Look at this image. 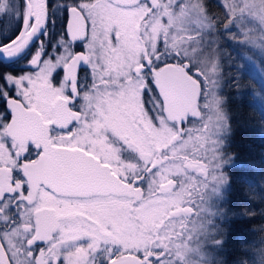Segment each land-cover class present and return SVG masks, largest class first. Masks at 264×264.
<instances>
[{
  "label": "flooded vegetation",
  "instance_id": "af4514ba",
  "mask_svg": "<svg viewBox=\"0 0 264 264\" xmlns=\"http://www.w3.org/2000/svg\"><path fill=\"white\" fill-rule=\"evenodd\" d=\"M91 1L92 3L90 2L85 5L87 7L90 6V8L92 7L93 10L97 4L96 2H108L107 0ZM94 1L95 3H93ZM155 1V4H157L158 0ZM142 3H146L145 0H142ZM18 4L19 0H14V3H10L9 0H0V7L9 12L19 10ZM112 5L113 7H119L114 4ZM63 15L62 11L55 13L54 18L56 23L54 31L57 34L63 31ZM81 17L83 21V33L80 35L83 38L85 36L86 25L85 18L83 16ZM89 19L91 20V18ZM93 28L94 25L91 24L88 29V39L85 47L78 50L73 56V64L80 59H84L86 62L90 61L89 66L91 68L90 76L87 72L81 73L80 87L85 88V86H88V88L81 93L83 98L75 105V108L79 109V111L68 107L70 100L67 96L55 93L46 102L47 107L41 111L34 107H25L23 104H19L23 108V111H20L18 126H14L8 130L9 124H7L3 129H0V196L5 191L11 192L18 190L20 183L19 176L16 179L17 188L15 189L12 188L9 180L13 176L12 170L17 167V158L22 157L28 150L27 145L31 142L35 144L37 149L43 148V151L35 159H32L30 156L29 160L20 166L30 188L28 195L24 196L21 194L20 198L27 203L19 206L20 216L15 227L10 226L4 229L3 232H0V242L4 251L5 245L7 246V252L5 251L7 258L10 253L16 264H27L31 253L25 252V249L29 244L38 245V247L33 248V251L39 253L35 264H56L57 259L61 256L64 257L65 264H84L88 258L89 249L92 247V244L97 241H102L104 238L109 243L107 245L101 243L99 246L101 248L107 246L114 252L120 251L119 248L115 247L116 245L125 248H136L155 244L156 242L164 244L162 237L158 235L166 231V227L170 226V221L179 219L180 217H183L182 220H185V218L189 217L187 215L189 212V203L191 202L192 208H195L197 203L195 196L191 198L190 196L185 197L180 195L179 203L181 204L171 209L168 216L164 215L159 222L155 224L151 223L152 227L149 233L139 242V203L149 195L154 197L161 193L171 194L174 191L176 192V190L180 189L181 185L185 184L183 179L185 175L187 177H193L190 180H193L195 188L197 182L196 176H201V173L195 163H190L185 160H183L184 168H186V164L188 163L196 167L194 169L186 168L188 172L183 176H170L164 173L157 175L152 173L153 170H156L159 166L169 161L166 157L161 156V151L164 150V147L156 149L155 154L152 152L149 162L145 165V169L142 171L139 170L137 160H135L138 149H136V145L133 142V137L128 138V135L122 136L121 125L118 124L120 120L117 119L112 122V125L110 124V120L114 119L111 118L114 111L106 110L107 114L100 115L99 108L90 107V100H84L85 97L90 96L91 98L92 93L102 95L105 89H113L114 92L119 88V83L124 80L123 77L118 79L113 78L112 72L109 69H106V74L103 73L96 65L111 64V51H113L112 53L117 51L115 37H112V41L114 40L115 42H113L112 49L109 48V59L93 61L88 54L87 48L90 46L96 50L105 49L102 43L98 46L95 43L92 44L90 35L92 34ZM5 31L3 23L0 22V39L5 38ZM49 31H51V28ZM135 34L141 46L140 57L141 59L147 60L149 55L145 50L142 36L136 28ZM75 38L78 37H74L73 39ZM49 40H54V37L49 36ZM136 65L135 67L127 69L129 78L131 77L129 83L134 79V71L141 73V64ZM163 66L153 70L151 73L141 75L144 77L142 78L144 81L150 79L149 75H151L157 86V91L165 101L156 83V74ZM12 67L17 70H27L26 62L23 59L19 60ZM67 67L68 65H65V71ZM27 73L32 72L26 71L23 74ZM86 76L88 77L87 79L85 78ZM72 78V90L75 92V72ZM93 81L95 82L93 83ZM49 85L52 88L50 82ZM103 85L105 87L101 88ZM57 89L53 90L56 91ZM152 94L148 93L147 97H142V104L145 106L143 110L145 115H149L152 112L149 109L151 105L149 99L152 97ZM82 100L84 107H80ZM104 100L103 97L99 103ZM165 106L166 109L161 112L166 116L167 113H170L173 118L172 121L176 128V136L170 142L175 143L180 138V128L188 122V119L193 117L192 114H195V108L191 109L181 120L177 121L173 110L166 101ZM156 114L158 115V110ZM137 115H134L136 116V120L133 119L134 130H137V126L140 123ZM85 117H88V119H85ZM115 117H118V115ZM147 118L149 119V117ZM99 119L102 120L96 125V120ZM73 120H76L77 123L72 126V130L70 132L63 131L62 129L72 124ZM85 123L89 124L93 128V131L87 132L88 130H83ZM54 125L56 127H53ZM123 141L124 144L125 142L129 143V148L126 150V153L130 154V168L125 172H121L122 162L127 159V156L122 153L125 149ZM134 147L135 149H133ZM53 149L82 152L81 156L73 157L67 161L81 163V167L78 168L79 171L77 173L72 172L71 176L82 178V191H53L46 188L42 183L29 182V180L37 182L40 178L47 179L50 177V175L45 176L42 168L33 167L45 153ZM32 155L35 156L36 153H32ZM90 166L92 167V172L100 171L99 177L97 174H94L97 178L101 179L99 183H95L97 186H102L100 191H90ZM137 180L143 183L141 186L134 187ZM155 182L160 184L158 185V189L153 191ZM69 185L79 187L73 185V183H69ZM149 191L150 194H148ZM55 193H61L63 196L68 197V199H58ZM69 200H74L75 202L70 203ZM10 202L15 203L14 200ZM172 213L175 214L173 215ZM8 218V215L0 216V219L7 220ZM128 231L132 232L133 235L128 236ZM115 264H142V262L137 261L135 256L121 255L117 257Z\"/></svg>",
  "mask_w": 264,
  "mask_h": 264
},
{
  "label": "rangeland",
  "instance_id": "374dc122",
  "mask_svg": "<svg viewBox=\"0 0 264 264\" xmlns=\"http://www.w3.org/2000/svg\"><path fill=\"white\" fill-rule=\"evenodd\" d=\"M96 3L94 10L89 5V7L87 5H83V7L88 12L89 18L93 19L91 24L94 25V28L90 35L92 44L95 43L98 46L102 43L105 49L96 50L90 46L87 48L88 54L93 61L109 59V48L112 49L113 42L116 41L117 45L115 47H117V51L115 53L111 51V64L96 65L103 73L106 74V69H109L113 78L123 77L124 80L119 83V88L114 92L113 89H105L102 95L92 93L91 98L90 96L85 97L84 100H90V107L99 108L100 115L106 113V110L114 111L111 117L114 119L110 120V124L112 125V122L117 119L120 120L118 124L121 125L122 136L133 137V142L136 145V149H138L135 160H137L139 170L145 169L152 152L155 154L156 149L164 147V150L161 151V156L166 157L169 161L153 170L152 173L183 176L188 172L183 166V160L195 163L201 173V176H196L195 188L193 180H190L193 177L185 175L183 179L186 185H181L179 190L174 191L175 193L173 192L174 194L161 193L154 197L149 195L139 203V242L149 233L152 227L151 223L159 222L164 215L168 216L171 209L181 204L179 203L180 195L190 196L191 198L195 196L197 203L194 209L197 210V215L187 217L185 220L180 217L170 221V226L166 227V231L158 236L162 237L164 243L172 240L174 248L180 247L181 258H184L189 252L193 253L188 256L185 264H207V261H211V264H216L213 262V256L217 247L214 245L213 237L216 238L219 228L218 223L223 219L219 203L223 200V194L227 186L224 174L227 161L222 157V151L225 145V137L228 133L226 116L222 110V101L219 95L218 80L214 84H208V90L203 94L200 87L199 97L203 95L204 99H198L194 110L195 114H192L193 117L188 119V122L180 128V138L175 143L170 144L172 138L176 136V128L171 114L167 113L166 116L161 112L166 109L165 101L157 91L153 78L149 75V78L153 80L152 88L149 89V93H153L149 99L151 104L149 109L152 112L149 115H145V112H143L145 106L142 104V92L148 85L146 80L142 79L144 77H142L141 73L136 71H134V79L129 83L131 77L129 78L127 70L130 67L137 66L136 64L140 65L141 61V46L135 34L137 24L136 29L142 36L147 54L153 57V61H158L159 65L162 66L167 61L174 62V59L166 54L179 50L178 45L181 38L186 36L188 31L193 30L191 26L194 25L196 28L206 27L204 22L200 20L203 10L202 8L192 9L191 15H189V12L185 10L188 8L187 0L181 11L175 14L168 7V4L174 3V0H168V3H165V0H158L156 6L153 7L155 12L151 14L148 4L144 3L132 8L113 7L112 4L106 1ZM191 3L199 5L200 0H191ZM0 10H3V8L0 7ZM164 16H167V22L162 19ZM246 20L247 22L241 29L245 35L238 36L236 32H232L230 38L235 36L233 41L241 48L243 53L245 52L243 54L236 51L234 55L239 57V62L244 64L245 68L249 69L248 71L246 70L247 74L251 77L257 89L253 100L264 117V42H262L264 41V34L261 33V29H264V20L259 19L258 16L248 17L247 14ZM237 27H240L239 24ZM236 30L235 28L233 29V31ZM112 37H115V41H112ZM205 39L207 40L208 36H205ZM158 41L164 42L159 51H157ZM216 62L217 59L214 58L213 65ZM177 66L180 65L177 64ZM205 75L216 76L219 79L218 68H206ZM23 76L33 81L31 88L24 89L26 97L35 93L33 97L35 102L30 107L41 111L47 107L46 102L55 93H60L59 88L54 91L50 87L47 79L42 82L37 81V74L27 73L23 74ZM104 87L105 85L101 88ZM103 97L105 100L99 103ZM80 105V107H84L83 100ZM157 110L158 115L156 114ZM116 115L118 117H115ZM134 115H137L140 120L137 130L133 129V119L136 120ZM101 120H96V125ZM84 129L88 130L87 132L93 131V128L87 123L83 125ZM123 145L125 149L122 153L127 156V159L122 162L121 172H125L130 168V154L126 153L129 143L125 142L124 144L123 141ZM217 148L221 149V151L217 152ZM159 184L155 182L152 190H157ZM148 194H150V191ZM189 219L194 221L197 227L202 222L204 227V231L196 237L199 240V245L193 243L191 247L186 242L181 245L177 239L179 232ZM187 226L189 228L193 227L192 224H187ZM127 235L132 236L133 234L128 231ZM197 248H199V251H197Z\"/></svg>",
  "mask_w": 264,
  "mask_h": 264
},
{
  "label": "snow or ice",
  "instance_id": "6c2138e0",
  "mask_svg": "<svg viewBox=\"0 0 264 264\" xmlns=\"http://www.w3.org/2000/svg\"><path fill=\"white\" fill-rule=\"evenodd\" d=\"M9 2L14 3V0H9ZM29 2L30 0H19V10L17 11L0 10V22L3 23L6 30L5 38L0 39V129H3L7 124L12 122L14 109L9 106L10 100L16 101L17 104H23L25 107H30L35 102L33 99L35 93L27 97L24 94V89L31 88L33 83L30 78L23 76L24 72L30 71L37 74V81L40 82L47 79L53 89L59 88V94L69 98L70 103L68 107L77 111L79 109H76L75 105L81 101V93L88 88V86H85V88L80 87L81 73L87 72L89 76L91 75L90 61L86 62L84 59H80L78 62H75V92L72 90V76L68 75L66 77L65 75V65L71 66L74 63L73 56L78 50L85 47L88 39V29L91 26V20L83 5L90 3L91 0H44L45 13L42 22L39 24L35 15L28 14L25 20ZM145 2L148 4L150 14L155 12V9L152 8V0H145ZM165 3H168V0H165ZM187 3L188 8L185 10L189 12V15H191L192 9L202 8L200 20L204 22L206 27L201 26L196 28L194 25L191 26L193 30L188 31L187 35L181 38L178 45L179 50L167 53L166 55H170L176 63L184 68V71L192 79L200 84L201 93L203 94L208 90V84H214L218 80L216 76H206L205 69L208 67L219 68V76L222 77L223 74L222 66L218 60L219 44L214 39L206 40L205 36H212L213 29H217V34L219 35L236 32L238 36H244L245 33L241 29L247 22L246 14L248 17L258 16L259 19L264 20V0H258V2L256 0H252V2L250 0H215L214 5L219 10V16L210 11L208 0H200L199 5L192 4L191 0H187ZM185 4L186 0H174V3L168 4V7L175 14L181 11L182 6ZM57 11H62L64 14L63 31L60 34L54 31L56 23L54 17ZM74 12L79 13L85 18L86 27L83 38L73 39L69 33V22ZM162 19L167 22L168 18L164 16ZM238 24L239 28L237 27ZM218 26L223 27V33L218 31ZM50 28L51 31H49ZM234 28L237 30L233 31ZM261 33L264 34V29H261ZM49 36L54 37V40H49ZM163 44V41L157 42V51H159ZM6 48H9L10 51L5 52L4 49ZM214 58L217 59L215 65L212 63ZM18 59H23L26 62L27 70H17L12 67ZM150 61H153V57L151 56L147 60L141 59L142 75L151 73L154 68H159L158 61ZM85 78L87 79L88 77L86 76ZM146 83L148 87L144 88L142 97L148 96L149 89L153 85V80L146 79ZM61 85L63 86L61 87ZM198 99H204L203 95ZM85 119H88V117H85ZM76 123L77 121L73 120L72 124L62 130L70 132L72 126ZM53 127L56 126L54 125ZM27 149L22 157L17 158V167L12 170L13 176L9 180L12 188L15 189L17 188L16 179L19 176L20 183L18 190L5 191L0 196V216H9L7 220L0 219V232H3L4 229L10 226L15 227L20 216L19 206L27 203L20 198L21 194L27 196L30 191L27 178L23 175L20 166L24 162H27L30 156L32 159H35L43 151V148L37 149L35 144L30 142L27 145ZM216 151L219 152L221 149L217 148ZM32 153H36V155L33 156ZM142 183V181L137 180L134 187L141 186ZM55 194L58 199H68V197L63 196L61 193ZM13 200L15 203L10 202ZM69 202L74 203L75 201L69 200ZM187 215L189 217L197 215V210L192 208L191 202L189 203ZM213 215L215 214L213 213ZM187 224H192L193 227L189 228ZM187 224L184 225L178 234L177 239L179 243L183 245L186 242L189 247L193 243L199 245V240L196 237L204 231L202 222L197 227L195 222L189 219ZM261 231H264V228ZM213 240L215 247L219 248L223 246V240L216 239L215 237H213ZM101 243L107 245L109 241L104 238L102 241L92 244V247L89 249L88 258L84 264H115L117 257L121 255L135 256L137 261L142 262V264H185L188 256L193 254L189 252L184 258H181V248H174L172 240H168L164 244L156 242L155 244L136 248H125L116 245L115 247L120 249L119 252H114L107 246L101 248L99 246ZM35 247H38V245L29 244L25 249V252L31 253L27 264H35L39 255L38 252L33 251ZM5 251L7 252L6 245ZM197 251H199V248H197ZM8 260L9 264H16L10 253L8 254ZM56 264H65L64 257L61 256L57 259ZM207 264H211V261H207ZM238 264H248V260L243 257L239 260ZM257 264H264V248L259 250Z\"/></svg>",
  "mask_w": 264,
  "mask_h": 264
},
{
  "label": "trees",
  "instance_id": "16d2710c",
  "mask_svg": "<svg viewBox=\"0 0 264 264\" xmlns=\"http://www.w3.org/2000/svg\"><path fill=\"white\" fill-rule=\"evenodd\" d=\"M208 2L210 11L219 16L215 1ZM218 31L223 33V27L218 26ZM231 35H219L213 29L208 36L219 44L223 71L220 77L218 68L219 95L228 127L222 151L227 186L219 203L223 219L216 235L223 246L214 250L213 262L238 264L244 257L248 264H257L259 250L264 248V117L253 100L257 89L249 69L234 55L243 51Z\"/></svg>",
  "mask_w": 264,
  "mask_h": 264
},
{
  "label": "water",
  "instance_id": "95a60500",
  "mask_svg": "<svg viewBox=\"0 0 264 264\" xmlns=\"http://www.w3.org/2000/svg\"><path fill=\"white\" fill-rule=\"evenodd\" d=\"M111 2L120 6H133L139 3L140 0H110ZM36 9L34 15L37 17V23H41L45 13L44 0H35ZM154 4V0H152ZM27 19V15H26ZM78 30V32H77ZM77 32V34H76ZM69 33L74 37L81 38V33H83V22L79 13H73L72 19L69 22ZM76 34V35H74ZM5 52L10 51L9 48L4 49ZM75 72V64L68 66L65 75H73ZM156 82L158 83L165 99L171 106L173 111L176 113V119L182 118L186 113H188L195 105L198 95H199V85L198 83L190 78L183 69L177 68L172 65L164 66L158 72L156 76ZM9 106L13 107V118L12 122L8 126V130L14 126H18V120L20 118V111L23 108L17 104L15 101H9ZM13 130V129H11ZM81 151L76 150H66V149H53L45 153L40 161L33 168H42L45 176L50 175L47 179L29 180V182L42 183L46 188L53 191H72L78 192L82 191V178L77 176H71V173H77L78 168L81 167V163L77 162H67L73 157L81 156ZM190 169L193 166H187ZM102 168V167H101ZM89 183L90 191H100L102 186H97L95 183L100 182L99 177L100 171L92 172V167L89 170ZM94 174H97L95 176ZM79 187H73L69 185ZM0 264H9L7 255L0 242Z\"/></svg>",
  "mask_w": 264,
  "mask_h": 264
},
{
  "label": "bare ground",
  "instance_id": "6f19581e",
  "mask_svg": "<svg viewBox=\"0 0 264 264\" xmlns=\"http://www.w3.org/2000/svg\"><path fill=\"white\" fill-rule=\"evenodd\" d=\"M35 9H36V2H35V0H31L29 2V7L27 9L26 15H28V14L34 15Z\"/></svg>",
  "mask_w": 264,
  "mask_h": 264
}]
</instances>
